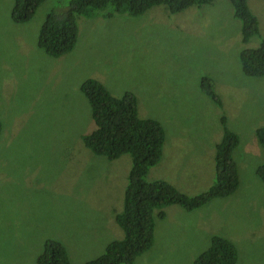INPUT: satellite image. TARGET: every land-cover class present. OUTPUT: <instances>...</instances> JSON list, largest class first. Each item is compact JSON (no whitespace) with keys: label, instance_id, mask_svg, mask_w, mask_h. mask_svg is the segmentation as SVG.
<instances>
[{"label":"rangeland","instance_id":"obj_1","mask_svg":"<svg viewBox=\"0 0 264 264\" xmlns=\"http://www.w3.org/2000/svg\"><path fill=\"white\" fill-rule=\"evenodd\" d=\"M70 1L44 0L15 22L14 0H0V264H35L47 239L65 246L71 264H83L101 255L110 234L123 237L111 210L122 209L131 157L109 160L84 147L81 135L95 128L79 89L89 77L114 96L133 94L138 116L167 133L147 181L197 195L215 179L222 115L237 136L238 189L194 211L166 207L174 240L156 258L140 255L132 264H193L215 235L234 243L237 264H264V181L256 174L264 147L255 136L264 126V74L247 76L239 63L240 52L264 38V0H248L260 36L247 43L230 1L212 0L173 14L156 5L133 19L79 16L77 42L55 57L37 44L41 24ZM59 135L69 141L65 154L51 142Z\"/></svg>","mask_w":264,"mask_h":264},{"label":"trees","instance_id":"obj_2","mask_svg":"<svg viewBox=\"0 0 264 264\" xmlns=\"http://www.w3.org/2000/svg\"><path fill=\"white\" fill-rule=\"evenodd\" d=\"M44 0H14L10 15L15 22L25 21ZM212 0H71L68 9L61 13H47L41 24L38 46L52 56L70 51L78 40L79 16L94 20L111 19L116 14L132 17L143 14L156 5H164L168 13L180 12L192 5H202ZM235 16L241 20V32L245 37L251 33L260 36L258 19L250 10L248 0H229ZM105 9H108L104 12ZM66 21V26L61 25ZM262 47L242 55L241 71L248 76L264 74V38ZM212 100L222 107L220 99L210 85H205ZM90 108L95 128L81 135L84 147L97 156L113 160L119 154H129L131 166L127 174L123 209L116 216L124 237L107 244L104 252L90 259L86 264H132L137 256L148 251L156 258L158 252L166 249L174 240L171 233L154 235V218H165L164 209L179 205L187 211L201 207L216 197H226L236 191L239 185L238 169L232 159L237 145V136L221 116L223 138L220 158H216L215 180L205 191L197 195L180 192L163 179L147 181L148 169L163 158V146L168 141L167 133L160 122L152 118H141L137 113L136 98L125 92L112 95L106 85L96 79L87 78L79 87ZM256 142L264 147V126L255 130ZM52 144L66 153L69 141L62 135L53 139ZM256 174L264 181V162L257 167ZM238 251L234 243L221 236H213L208 249L201 252L193 264H237ZM35 264H71L65 246L58 240L47 239Z\"/></svg>","mask_w":264,"mask_h":264},{"label":"clouds","instance_id":"obj_3","mask_svg":"<svg viewBox=\"0 0 264 264\" xmlns=\"http://www.w3.org/2000/svg\"><path fill=\"white\" fill-rule=\"evenodd\" d=\"M231 3V2H230ZM231 7H232V9H233V12H234V8H233V6H232V4H231ZM57 13H61V12H57ZM235 15V14H234ZM236 17V16H235ZM237 18V17H236ZM91 19V18H90ZM238 19V18H237ZM240 20V19H239ZM241 21V20H240ZM79 31V30H78ZM254 36H256V37H258V35L256 34V33H251V34H249L247 37H245V35H244V32L242 33L241 32V40H242V42L243 43H247L249 40H250V38H252V37H254ZM262 47V41L260 40L259 41V44L256 46V47H252V48H244L241 52H240V54H239V61L240 62H243L242 61V55L244 54V53H246V52H248V51H251V50H256V49H258V48H261ZM239 62V63H240ZM246 75V74H245ZM248 76V75H247ZM204 86V89H205V91H206V93L210 96V98L212 97V95L209 93V91H208V89H207V87L205 86V85H203ZM213 98V97H212ZM218 107H220L221 108V106L218 104ZM257 129V128H256ZM255 129V130H256ZM222 138H223V128H222V137H221V139L214 145V170H215V168L217 167V161H216V158L218 157V158H220V148H219V146L222 144ZM105 157V156H104ZM117 158H119V154L116 156V158L115 159H117ZM158 164V163H157ZM156 165V164H155ZM155 165H153V166H155ZM153 166H151V167H153ZM150 167V168H151ZM149 168V169H150ZM148 169V170H149ZM238 179H239V176H238ZM215 180V179H214ZM127 183V182H126ZM213 184V183H212ZM239 186V185H238ZM125 188H126V185H125ZM125 188H124V193H125ZM238 189V188H237ZM236 189V190H237ZM207 190V189H206ZM233 194V193H232ZM188 195V194H187ZM190 196H193V195H190ZM230 196V195H229ZM227 197V196H226ZM216 198H224V197H216ZM214 199V198H213ZM212 200V199H211ZM210 200V201H211ZM123 201H124V195H123ZM208 203V202H207ZM206 203V204H207ZM205 205V204H204ZM170 206V205H169ZM203 206V205H202ZM168 207V206H167ZM122 209H123V205H122ZM122 209H121V211H122ZM195 210V209H194ZM194 210H192V211H194ZM112 212H113V216H114V221L116 220V216H117V214L118 213H120L121 211H113V210H111ZM164 211H165V215H166V217L163 219V218H160L159 216H157V219L155 220V218H154V232H153V234L154 235H157V234H160V235H166V234H168V233H171L170 232V230H171V228H172V225L174 224V222L171 220V218L168 216V211H169V208H166V209H164ZM116 222V221H115ZM155 222H156V224H155ZM103 226H105V227H112L111 225H110V223L109 222H106V223H104V225ZM121 228V227H120ZM122 231V230H121ZM96 235V234H95ZM112 234H110L109 235V237L101 244L102 245V247H103V251H102V253L104 252V250H105V247L107 246V244L108 243H110L111 241H114V240H122L123 239V237H124V233H123V237L122 238H120V237H117V236H111ZM154 248L153 247H151L149 250H153ZM149 250H147L146 252H144L141 256H148V251ZM68 253V252H67ZM101 253V254H102ZM69 256V255H68ZM99 256V255H98ZM97 257V256H96ZM70 259V258H69ZM90 259H88V260H86V261H84L83 262V264H86L88 261H89ZM71 262V261H70Z\"/></svg>","mask_w":264,"mask_h":264}]
</instances>
